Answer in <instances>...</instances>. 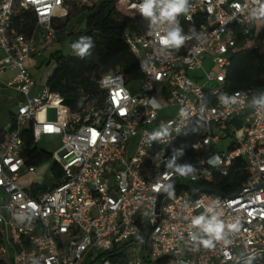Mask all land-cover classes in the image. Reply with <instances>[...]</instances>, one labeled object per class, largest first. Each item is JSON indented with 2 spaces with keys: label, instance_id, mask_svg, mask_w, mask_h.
<instances>
[{
  "label": "built area",
  "instance_id": "2783aa9c",
  "mask_svg": "<svg viewBox=\"0 0 264 264\" xmlns=\"http://www.w3.org/2000/svg\"><path fill=\"white\" fill-rule=\"evenodd\" d=\"M99 1H0V73L15 70L5 85L19 96L0 140V264L262 262L264 104L254 100L264 95L221 88L231 55L245 48L237 38L250 48L264 45L258 14L264 0H188L178 16L185 37L179 48L160 39L172 26L147 18L144 33L124 35L142 74L138 91L130 92L122 73L103 75L101 103L71 112L46 84L32 93L29 66H38L36 56L46 58L34 32H18L15 18L18 9L31 11L48 48L71 8ZM143 2L114 0L126 15H141ZM50 107L54 119L47 117ZM28 126L34 142L60 137L51 158L61 177L50 186L19 184L22 173L35 169L22 156L20 134ZM236 159L246 164L241 186L231 195L212 192L209 184ZM200 215L238 223L239 231H226L229 244L205 247L207 235L192 225Z\"/></svg>",
  "mask_w": 264,
  "mask_h": 264
},
{
  "label": "trees",
  "instance_id": "16d2710c",
  "mask_svg": "<svg viewBox=\"0 0 264 264\" xmlns=\"http://www.w3.org/2000/svg\"><path fill=\"white\" fill-rule=\"evenodd\" d=\"M83 9L86 10L85 28L69 34V54L63 55L59 50L49 54L48 61L53 60L54 67L45 81L50 93L59 95L62 105L71 112L82 111L87 104L101 103L103 92L98 87V80L103 75L122 73L127 83L140 80L142 74L137 59L129 50L124 35L127 31L144 33L149 25L148 19L142 15L121 14L114 0L78 7V10ZM27 11L24 18L17 13L15 25L18 32L30 36L36 24L31 11ZM241 43L245 48L231 55L221 91L253 90L264 95V45L250 48L251 42L239 36L237 44ZM85 44L88 48L83 55L80 47H73ZM11 117L12 114L9 115L10 120ZM20 136L24 143L22 156L27 166L37 167L51 158V153L36 146L31 126L26 127ZM245 165L242 159L234 160L225 176L209 184L212 192L222 195L235 193L247 177ZM50 171L53 183L59 181L60 167L52 164Z\"/></svg>",
  "mask_w": 264,
  "mask_h": 264
},
{
  "label": "rangeland",
  "instance_id": "374dc122",
  "mask_svg": "<svg viewBox=\"0 0 264 264\" xmlns=\"http://www.w3.org/2000/svg\"><path fill=\"white\" fill-rule=\"evenodd\" d=\"M2 1V0H0ZM117 10L123 14L124 11L117 8ZM20 13V16L24 18L27 16L28 11L18 9L17 11ZM85 18H86V10H78V7L71 8L65 19H62L56 23V27L58 28L57 33V42L53 44V49L59 50L63 55H67L70 53V33H75L81 31L85 28ZM48 62V63H47ZM54 67V61H48V58L44 59L40 64V68H36L33 72L34 82L36 83L38 90L41 89L45 85L46 78L50 74ZM192 75V74H190ZM140 87L139 80H132L128 82L127 88L130 92L135 93L138 91ZM170 115H173L175 112V107L170 108ZM162 117L165 116L161 113ZM47 117L49 119H54L56 117V110L54 108L47 109ZM131 143L134 144L135 137H132ZM227 143V140H226ZM61 145L60 137L57 135H47L42 136L36 141V146L39 149L45 150L51 154H53ZM53 164V158L43 162L42 164L35 167L34 171H26L21 174L19 179V184L22 187H26L32 184L45 185L50 186L53 183V178L51 175L50 168ZM92 261V258L86 260V264H89ZM92 264H98V261H94ZM248 264H264V259L260 263H248Z\"/></svg>",
  "mask_w": 264,
  "mask_h": 264
},
{
  "label": "clouds",
  "instance_id": "9594fccd",
  "mask_svg": "<svg viewBox=\"0 0 264 264\" xmlns=\"http://www.w3.org/2000/svg\"><path fill=\"white\" fill-rule=\"evenodd\" d=\"M187 2L188 0H144L139 6V11L143 17L151 18L153 23L157 21L167 22L172 26L166 30L165 36L160 39L164 45H174L179 48L184 43L185 37L181 35L182 29L179 26L178 16L187 12ZM258 14L264 16V5L260 7ZM73 47H80V54L83 55L87 51L88 45L85 44L83 47L73 45ZM254 103L264 104V97L259 101L254 100ZM206 211L211 212L212 209L209 208ZM192 225L207 235L208 239L201 241L205 247H213L214 241H223L225 244H229L231 241L226 239V231H239L238 223L226 225L216 216L209 219L206 215H200L193 219Z\"/></svg>",
  "mask_w": 264,
  "mask_h": 264
},
{
  "label": "crops",
  "instance_id": "0c3cea01",
  "mask_svg": "<svg viewBox=\"0 0 264 264\" xmlns=\"http://www.w3.org/2000/svg\"><path fill=\"white\" fill-rule=\"evenodd\" d=\"M40 34L41 29L39 27H36L33 34V40L37 48L43 52L45 58H48L49 54L56 49H53V45L45 48L42 45ZM1 56L2 52L0 50V57ZM36 57L38 59V66H36V68L39 69L40 64L43 62L44 58L38 56ZM29 68L33 75V72L36 68L32 66H29ZM14 73V69H6L0 73V140L7 137L9 131L8 123L10 121L9 115L15 111L16 102L19 100V96L16 90L5 85L6 82H8L12 78ZM37 91L38 87L35 83V87L32 89V93H35Z\"/></svg>",
  "mask_w": 264,
  "mask_h": 264
},
{
  "label": "water",
  "instance_id": "95a60500",
  "mask_svg": "<svg viewBox=\"0 0 264 264\" xmlns=\"http://www.w3.org/2000/svg\"><path fill=\"white\" fill-rule=\"evenodd\" d=\"M187 187L188 188H195V189H197V188H199V189H207L206 187H203V186H200V185H188Z\"/></svg>",
  "mask_w": 264,
  "mask_h": 264
}]
</instances>
